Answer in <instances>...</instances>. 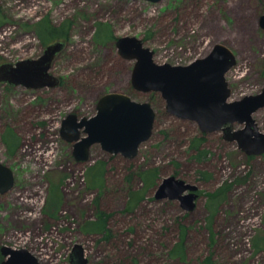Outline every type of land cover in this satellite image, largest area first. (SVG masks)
I'll list each match as a JSON object with an SVG mask.
<instances>
[{"label":"rangeland","instance_id":"obj_1","mask_svg":"<svg viewBox=\"0 0 264 264\" xmlns=\"http://www.w3.org/2000/svg\"><path fill=\"white\" fill-rule=\"evenodd\" d=\"M0 15V64L42 55L57 40L44 44L37 34L47 18L66 24L67 34L51 69L59 86L0 82V161L15 174L0 200V248L25 247L39 264H73L75 243L87 264H264V152L247 153L223 130L202 132L168 112L160 92L134 88L136 60L117 47L119 37L136 36L156 62L188 64L223 43L237 58L227 74L231 100L257 94L264 89V0H0ZM99 24L110 26L112 39L95 38ZM110 91L151 102L153 134L134 158L95 144L88 160H77L61 137L62 121L72 112L93 115ZM253 117L264 132V107ZM10 128L20 137L14 152L4 140ZM171 175L198 186L193 210L156 198ZM99 211L104 232L96 231Z\"/></svg>","mask_w":264,"mask_h":264},{"label":"water","instance_id":"obj_2","mask_svg":"<svg viewBox=\"0 0 264 264\" xmlns=\"http://www.w3.org/2000/svg\"><path fill=\"white\" fill-rule=\"evenodd\" d=\"M260 24L264 28V15ZM65 46V41L56 40L37 58L0 64V82L35 89L59 86L61 78L51 69ZM117 47L125 58L136 60L131 78L134 88L160 92L168 112L197 122L202 132L223 130L227 139L238 140L247 153L264 152V132L259 130L253 117L264 107V89L231 100L227 74L236 65L237 58L227 45L218 43L208 54L188 64L156 62L155 51L136 36L119 37ZM155 121L156 110L151 102L136 101L127 93L110 91L99 98L93 115L69 113L62 121L60 134L73 143L77 160H88L95 144L111 154L134 158L142 143L152 136ZM237 123L245 127L235 129ZM14 184L13 169L0 161V200ZM197 191L196 184L171 175L163 179L155 196L179 199L185 209L193 210L199 196ZM0 250L5 257L1 264H39L37 256L25 247L3 245ZM70 259L73 264L88 263L82 244H74Z\"/></svg>","mask_w":264,"mask_h":264},{"label":"trees","instance_id":"obj_3","mask_svg":"<svg viewBox=\"0 0 264 264\" xmlns=\"http://www.w3.org/2000/svg\"><path fill=\"white\" fill-rule=\"evenodd\" d=\"M2 22H3V18L0 15V25ZM103 28L105 29L104 32H103ZM36 31H37L39 38L42 40L44 44L49 43L50 41H52V39H55V38H57V40L65 41V38L67 37L66 36L67 35L66 34V24L59 25V27L57 25L55 26L50 22L49 18L37 23ZM95 38L100 42H105V41L112 39L113 36H112V30L110 29V26L108 27L106 24H99L97 27ZM4 140L7 143V146L10 152L12 151L14 152V150L19 145L20 137L14 129L10 128L4 136ZM197 141L200 143L199 139H197ZM199 143H196L195 145L199 146ZM99 168L100 170L98 171V174L103 178L105 166L101 165ZM101 171L103 172L101 173ZM151 178L152 177L149 176V180H151ZM59 206H60V203H59ZM58 211H59V207H54V209L52 210L54 214ZM98 217L99 218L97 222H99L100 224L96 231L104 232L107 230L106 214L103 211H99ZM255 245L257 247V243H255Z\"/></svg>","mask_w":264,"mask_h":264},{"label":"flooded vegetation","instance_id":"obj_4","mask_svg":"<svg viewBox=\"0 0 264 264\" xmlns=\"http://www.w3.org/2000/svg\"><path fill=\"white\" fill-rule=\"evenodd\" d=\"M47 45H48V44H47ZM61 80H62V79H61ZM0 254H1V250H0ZM1 256L3 257V260H4V259H5V257H4L2 254H1ZM3 260H2V261H3ZM2 261H1V262H2ZM0 264H1V263H0Z\"/></svg>","mask_w":264,"mask_h":264}]
</instances>
